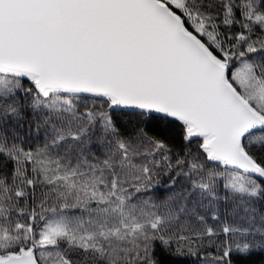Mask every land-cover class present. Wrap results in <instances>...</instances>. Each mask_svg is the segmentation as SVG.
Segmentation results:
<instances>
[{"label": "snow or ice", "instance_id": "6c2138e0", "mask_svg": "<svg viewBox=\"0 0 264 264\" xmlns=\"http://www.w3.org/2000/svg\"><path fill=\"white\" fill-rule=\"evenodd\" d=\"M0 264H264V0H0Z\"/></svg>", "mask_w": 264, "mask_h": 264}]
</instances>
